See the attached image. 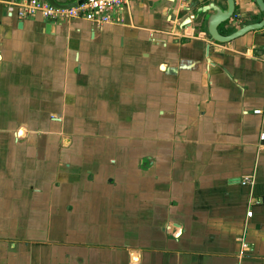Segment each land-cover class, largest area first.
<instances>
[{
	"label": "crops",
	"instance_id": "obj_1",
	"mask_svg": "<svg viewBox=\"0 0 264 264\" xmlns=\"http://www.w3.org/2000/svg\"><path fill=\"white\" fill-rule=\"evenodd\" d=\"M20 1L0 0V264H264V28L206 56L182 8L210 0L103 23ZM234 3L230 26L263 16Z\"/></svg>",
	"mask_w": 264,
	"mask_h": 264
},
{
	"label": "water",
	"instance_id": "obj_2",
	"mask_svg": "<svg viewBox=\"0 0 264 264\" xmlns=\"http://www.w3.org/2000/svg\"><path fill=\"white\" fill-rule=\"evenodd\" d=\"M51 6L58 9H69L75 6L80 5L86 0H67V1H59V0H45ZM226 6L223 7L214 0H210L205 4H201L199 6H185L184 9L194 10L190 16L185 18L182 22V26H186L190 23V20H197L201 18V26L203 31L208 36V43L205 47V54L208 56L210 43L211 42H228L240 36H243L247 32L255 31L264 28V0H255L258 11L263 13V16L260 20L254 22L241 23L236 26H230L229 22L233 20L235 3L234 0H225ZM250 16L253 13L249 14ZM34 18V17H32ZM229 21V22H228ZM228 22V29H231L229 32L224 33L220 30V25ZM50 24V23H49ZM18 25H21V21H19ZM49 29V26L46 25V30ZM64 142H68V138H64Z\"/></svg>",
	"mask_w": 264,
	"mask_h": 264
},
{
	"label": "built area",
	"instance_id": "obj_3",
	"mask_svg": "<svg viewBox=\"0 0 264 264\" xmlns=\"http://www.w3.org/2000/svg\"><path fill=\"white\" fill-rule=\"evenodd\" d=\"M128 0H86L78 6L69 9H58L44 0H21L16 3L17 15L26 17L40 13L46 19L54 20L59 16L70 18H84L95 23H103L110 19L111 14L117 9L126 4ZM259 113L260 110H255ZM260 139H264V131L259 134ZM243 184H252V178L245 176L242 180ZM251 215V211H247V216ZM242 246H246L242 242Z\"/></svg>",
	"mask_w": 264,
	"mask_h": 264
}]
</instances>
